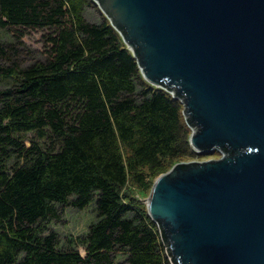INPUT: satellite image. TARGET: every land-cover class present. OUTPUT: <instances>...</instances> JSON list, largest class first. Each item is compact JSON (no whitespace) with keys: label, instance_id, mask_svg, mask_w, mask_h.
<instances>
[{"label":"trees","instance_id":"obj_1","mask_svg":"<svg viewBox=\"0 0 264 264\" xmlns=\"http://www.w3.org/2000/svg\"><path fill=\"white\" fill-rule=\"evenodd\" d=\"M0 28L16 39L0 42V264H172L135 191L197 154L183 103L143 78L93 0H0ZM27 28L48 33L46 58L24 66ZM91 201L85 255L45 234L63 205Z\"/></svg>","mask_w":264,"mask_h":264},{"label":"water","instance_id":"obj_2","mask_svg":"<svg viewBox=\"0 0 264 264\" xmlns=\"http://www.w3.org/2000/svg\"><path fill=\"white\" fill-rule=\"evenodd\" d=\"M189 142L146 199L172 264H264V0H94Z\"/></svg>","mask_w":264,"mask_h":264},{"label":"rangeland","instance_id":"obj_3","mask_svg":"<svg viewBox=\"0 0 264 264\" xmlns=\"http://www.w3.org/2000/svg\"><path fill=\"white\" fill-rule=\"evenodd\" d=\"M85 18L90 22H99L100 14L95 7H88L85 11ZM23 33L24 35L21 41H23L22 43H24V45H19L20 49L23 51L21 55V58H24L22 62L23 65L31 64L37 60H44L46 58L45 34L48 33V29L27 28ZM15 41L16 39L13 33L0 28V42L13 44ZM8 83L9 81L0 79V88H4ZM31 136L32 134H29L28 139H30ZM25 143L26 145H30L27 139ZM196 153L197 154L193 157L181 158L176 160V162L205 161L218 158L221 155V152L218 150H214L210 153ZM149 192L142 195L141 192L136 189L135 196L146 205L145 202ZM96 215L94 201H91L82 209H78L69 203L62 206L60 218L58 220H51L46 223L47 229L44 232L47 234L51 230L55 231L58 235L61 247L76 245L80 254L85 255V247L77 241L79 237H83L87 233L89 226L96 221ZM123 259H125V254H120L118 260L121 261Z\"/></svg>","mask_w":264,"mask_h":264}]
</instances>
